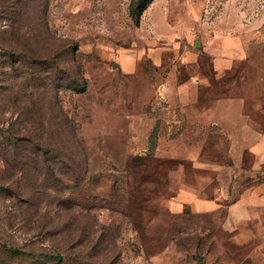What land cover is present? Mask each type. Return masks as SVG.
Listing matches in <instances>:
<instances>
[{"label":"rangeland","instance_id":"obj_1","mask_svg":"<svg viewBox=\"0 0 264 264\" xmlns=\"http://www.w3.org/2000/svg\"><path fill=\"white\" fill-rule=\"evenodd\" d=\"M144 3L0 0V264H264V214L234 225L225 207L192 212L178 195L264 182L193 117L241 98L264 130V0ZM152 16L180 34L156 38ZM233 34L244 51L219 75L205 48ZM170 75L211 86L182 106Z\"/></svg>","mask_w":264,"mask_h":264},{"label":"crops","instance_id":"obj_2","mask_svg":"<svg viewBox=\"0 0 264 264\" xmlns=\"http://www.w3.org/2000/svg\"><path fill=\"white\" fill-rule=\"evenodd\" d=\"M151 23L153 24L154 36L158 39H168L180 34L176 33L177 30L173 28L174 33L169 37L164 36L155 30L153 16ZM163 24L169 25L166 22ZM227 38L228 41H224L223 45H218L215 48H205V51L212 57V69L219 75L230 69L233 64L230 58L234 53H242L244 51L242 36L233 34V36ZM158 49L160 50V48ZM200 54L201 51L199 50L186 52L182 55V58L190 62H197ZM155 55L154 63L158 65L160 64V51L159 55ZM172 80L170 75L165 82V86L168 87L171 94H175L178 97L182 106L203 100L201 88L211 86L206 76L195 77L190 75V77L176 83H173ZM211 101L209 108L194 112L193 117L196 124L209 128L217 127L218 130L225 132L230 142L229 151L232 152L233 150L237 154L238 150V153L242 156L243 153H246L251 158L250 165L252 169L255 172L264 174V168H262L264 167V130L253 126L251 123L252 113L256 111L244 110V100L241 98L215 97ZM189 113L184 111V113L181 112L180 114L189 120L192 118ZM188 120L185 121V124L188 123ZM238 156L236 155V160H234V167L239 166L240 170H242L240 165L244 164V162L240 158L237 163ZM233 169V167L230 168V170ZM254 179L252 181H255ZM216 188L214 195L205 196L203 187H192L183 184L179 189L178 195L180 201L189 206L192 212H213L220 207H225L230 224L244 223L245 225H255L257 223L256 220L259 219L260 221L261 215L264 214V182L260 180V182L246 185L240 191H235V193L224 192L223 188L220 187Z\"/></svg>","mask_w":264,"mask_h":264},{"label":"trees","instance_id":"obj_3","mask_svg":"<svg viewBox=\"0 0 264 264\" xmlns=\"http://www.w3.org/2000/svg\"><path fill=\"white\" fill-rule=\"evenodd\" d=\"M148 3H150V0H146V3H144V4H148ZM145 5H143L140 9H139V11L137 12V17H139L140 16V14H141V12L143 11V9H145ZM12 251H14L15 253H21V254H29V253H24V252H22V251H20L19 249H17V248H10ZM45 256H52V257H55V258H59V255H55V256H53V255H50V254H47V253H45L44 254Z\"/></svg>","mask_w":264,"mask_h":264}]
</instances>
